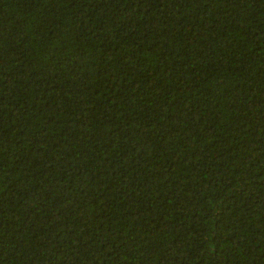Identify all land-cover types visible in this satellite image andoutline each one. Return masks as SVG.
Segmentation results:
<instances>
[{"label":"trees","instance_id":"trees-1","mask_svg":"<svg viewBox=\"0 0 264 264\" xmlns=\"http://www.w3.org/2000/svg\"><path fill=\"white\" fill-rule=\"evenodd\" d=\"M0 264H264V0H0Z\"/></svg>","mask_w":264,"mask_h":264}]
</instances>
